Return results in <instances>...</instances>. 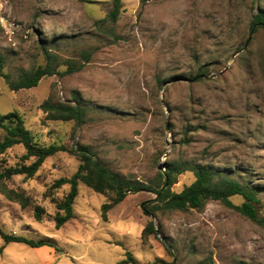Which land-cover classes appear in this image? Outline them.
<instances>
[{
	"label": "rangeland",
	"instance_id": "rangeland-1",
	"mask_svg": "<svg viewBox=\"0 0 264 264\" xmlns=\"http://www.w3.org/2000/svg\"><path fill=\"white\" fill-rule=\"evenodd\" d=\"M111 2L0 0V113L18 112L38 145L90 147L131 181H154L160 163L211 166L260 187L264 219V30L248 34L264 0H121L115 22L108 18ZM44 49L55 56L57 73L36 87L10 90L5 76L17 80L45 65ZM67 61L75 62L72 71ZM200 70L206 75L192 80ZM48 98L84 106L85 123L48 120L40 109ZM23 153L20 145L8 149L6 165ZM78 164L59 152L34 177L5 183L23 190L45 216L37 221L31 207L0 193L2 230L50 238L60 251L4 245L0 238V264H120L126 251L138 264H264V223L218 201L198 210L156 209L151 217L143 208L155 206L156 197L141 191L104 211L109 196L79 183L74 217L56 229V203L69 185L52 184L71 177ZM193 180L184 172L172 190ZM231 201L239 205L242 198Z\"/></svg>",
	"mask_w": 264,
	"mask_h": 264
},
{
	"label": "trees",
	"instance_id": "trees-1",
	"mask_svg": "<svg viewBox=\"0 0 264 264\" xmlns=\"http://www.w3.org/2000/svg\"><path fill=\"white\" fill-rule=\"evenodd\" d=\"M88 1V0H85ZM143 2L147 0H142ZM112 9L108 13V18L115 22L118 18L121 0H112ZM264 30V11L258 10L252 16L248 28V34L251 35L257 29ZM43 54L46 60L45 65L38 66L19 76L17 80H9L8 86L12 91L21 89H30L36 87L38 82L46 76L57 73L54 65L55 56L44 49ZM85 61L90 54L87 51L83 53ZM67 71H72L76 64L73 61H67ZM4 67V60L0 56V71ZM205 72L200 70L192 80L198 81L205 76ZM174 80V79H172ZM40 109L45 113L46 118L51 121L73 122L79 126L86 121L87 109L78 102L73 104L53 103L50 98L46 99ZM0 193L8 200L15 201L22 208L31 207L33 216L40 221L45 216V211L39 205L31 203L28 196L21 189H8L5 183L12 180L14 176H24L32 178L42 166L46 158L59 152H69L77 157L79 164L76 172L69 178H59L52 184V188H60L68 184L69 190L61 201L56 203V213L53 216L54 226L59 229L64 223L74 217L73 203L78 193V184L82 183L95 193L109 196L110 201L103 205V210L107 211L112 206L120 203L129 193L148 191L155 195V206H145L143 210L151 217L156 209L169 211H187L190 209H201L209 200L218 201L229 207L242 216L257 224L264 223V219L258 216L261 201L258 197L260 187L250 186L240 183L230 176H224L216 169L208 165H195L189 163L167 162L164 163V170L158 171L154 181L144 184L123 178L118 173L109 170L95 156L88 146L73 145L68 149L64 145L50 144L48 146L38 145L25 127L24 120L16 111L5 114L0 113ZM16 145L24 149L19 161L13 165H6L4 154L6 151ZM184 172L192 173L194 180L179 192L172 190L177 183L178 176ZM240 196L242 203L235 205L231 197ZM146 230V229H145ZM150 233L154 232L153 223H148ZM0 238L4 245L8 243H22L31 248L50 247L55 251H60L50 238L32 240L23 236L6 234L0 226ZM3 247H0V253ZM138 264L130 252L126 251V258L120 262Z\"/></svg>",
	"mask_w": 264,
	"mask_h": 264
},
{
	"label": "water",
	"instance_id": "water-1",
	"mask_svg": "<svg viewBox=\"0 0 264 264\" xmlns=\"http://www.w3.org/2000/svg\"><path fill=\"white\" fill-rule=\"evenodd\" d=\"M164 163H160L159 165H158V170L161 172V171H163L164 170V165H163Z\"/></svg>",
	"mask_w": 264,
	"mask_h": 264
}]
</instances>
